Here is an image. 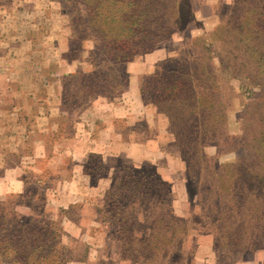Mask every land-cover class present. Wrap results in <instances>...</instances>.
I'll use <instances>...</instances> for the list:
<instances>
[{
	"label": "rangeland",
	"instance_id": "obj_1",
	"mask_svg": "<svg viewBox=\"0 0 264 264\" xmlns=\"http://www.w3.org/2000/svg\"><path fill=\"white\" fill-rule=\"evenodd\" d=\"M204 1L209 3L189 0L199 8V18L195 14L194 23L183 28L194 41L191 53L175 50L170 58L179 61H161L148 96L140 88L144 102L156 110L149 128L145 115L113 113L130 90L131 61L111 71L126 90L67 104L64 82L75 89L89 83L83 75L72 82L67 76L87 74L106 60L86 6L0 0V215L44 216L58 223L71 257L66 264H264V62L255 59L246 40L252 2L223 0L236 2L243 27L224 22L212 33L224 13L220 0ZM175 27L160 33L158 47L174 45L169 39ZM241 30L244 39L234 34ZM189 56L196 62L186 64ZM184 73L192 87L207 86L211 93L200 100L196 95L193 108L182 106L181 126L174 131L154 97L161 98ZM107 128L113 136L104 135ZM87 139L104 151L82 152ZM120 139L139 143L140 153L119 154L110 142ZM101 163L104 173L96 177ZM136 181L145 187L139 212L122 221L123 213L106 218L101 212L111 209L106 191L121 183L132 190ZM148 193H167L162 209ZM0 264L11 263L0 258Z\"/></svg>",
	"mask_w": 264,
	"mask_h": 264
},
{
	"label": "trees",
	"instance_id": "obj_2",
	"mask_svg": "<svg viewBox=\"0 0 264 264\" xmlns=\"http://www.w3.org/2000/svg\"><path fill=\"white\" fill-rule=\"evenodd\" d=\"M69 1H72L73 7L75 8H79L81 5L86 6L88 21L98 33L102 49L106 55L105 62L94 65L93 71L87 74L75 72L67 76V79H70L71 82L78 75H83L89 79V83L82 84L79 89H75L73 86H69L68 83L64 82L65 99L69 105H73V99L79 101V99L92 98L97 95L120 94L124 91L125 85L123 86L119 82L118 76L113 78L112 72L114 70L118 73V68L134 60L137 55L150 52L157 48L158 41L161 38L160 33L167 35L168 27L176 26L174 30L178 31L195 21V8L191 6L192 4L189 0ZM197 1L199 5L202 2V5L205 4L204 0ZM245 1L247 0H243V2ZM250 1L252 2L253 15L249 20L253 24L251 34L248 33L246 35V40L247 42H251L248 43L250 48H255V51L251 52L255 56V59L264 62V48H261L264 47V0ZM225 6L227 10L223 12ZM219 7L220 12L224 13V17L212 33L218 32L223 27L224 22L226 24H229L230 21L238 22V30L243 27L242 24L244 21L239 18L238 20L236 19V2L226 5L223 0H220ZM225 34H228V32L221 33L220 35L223 38ZM234 34L235 36L240 35V39H244L243 35H245V31L241 30ZM194 40L196 41V39ZM258 43L261 44L260 47ZM193 44L194 41L192 42L191 49ZM207 45L209 44L207 43ZM191 49L189 53H191ZM177 61H179L177 58L166 60V62L176 63ZM194 62H196L194 56H189L185 61L189 65ZM163 63H158L159 68L153 75L143 77L141 82L143 96H148L146 92L150 91V79L161 73L160 66ZM189 70L191 71L193 68L190 67ZM100 72H104L106 75L100 76ZM98 76L100 77L97 81ZM179 76L181 77L175 79L176 83L174 85L164 89L160 96L161 98L154 97L159 112L164 113L169 118L174 131L181 126L178 117L179 110L182 106L188 109L193 108L196 95L197 100H200V97L208 98L211 93L209 92L210 88H207V86L192 87L188 79H183V76H188V73L179 74ZM91 156L99 157L96 154H87L86 157ZM99 169L101 172L95 175L96 177H100L104 173L105 167L102 163ZM163 184L165 186L167 185V183ZM129 186L132 190H129L128 187L121 183L116 188L106 191L107 195L111 196V209L108 211L101 209V212H103L106 218L109 213L111 215L110 219L113 216L116 217V215L123 213L120 217L122 221L131 218L128 217L129 215L139 212L136 207L138 198L140 197L139 192L141 188L144 189L145 187L143 182L139 181ZM149 195L154 204L162 209L163 207L160 206H163L166 202L167 193L159 194L157 197L151 194ZM129 210L130 212L127 214ZM57 224L52 220L46 219L44 216L19 217L16 214L0 215V258L8 260L11 264H66L71 257L68 253L67 245L65 246L61 243L63 231ZM114 224H118V222L114 221ZM123 228L126 229V227Z\"/></svg>",
	"mask_w": 264,
	"mask_h": 264
},
{
	"label": "crops",
	"instance_id": "obj_3",
	"mask_svg": "<svg viewBox=\"0 0 264 264\" xmlns=\"http://www.w3.org/2000/svg\"><path fill=\"white\" fill-rule=\"evenodd\" d=\"M208 3H209L208 1L205 2L206 5ZM198 12L199 9L195 8L196 15L198 14ZM196 17H198V15ZM190 38L187 37L184 29L178 30L176 31V33H173L169 39L170 42H174V45L172 47H166V46L157 47L154 50L145 53L138 60L131 61L127 66V71L129 73L127 84L130 87V90L125 91V93H123L121 97L122 101L120 102L119 105L114 104L113 113H115V111H118V114L115 115H121L123 117L133 118V119L139 118V116L141 115H145L147 118L148 127L152 128L153 126L151 120L152 119L154 120V117L152 116L150 117V113L153 112L156 113V110L153 106L147 105L141 96L140 88H141V82L143 80V76L146 73L153 72L155 65L157 63L166 59H170V57H175L174 56L175 50H180L182 48H188V50H190L192 46V41ZM126 93H129L130 95ZM129 96L132 97L129 98ZM107 130H109V133L105 132L104 135L111 134V136H113L111 130L108 128ZM79 135L80 133L78 132V136ZM88 140L89 139H87L86 142H84L83 144L84 149L82 152L104 151L105 146H102V144H97L94 141H88ZM110 144L115 145L119 151V154L127 158L128 157L135 158L136 154H139L141 151V149L139 150V147H141L139 143H133V142L130 143L123 140L117 143L110 142Z\"/></svg>",
	"mask_w": 264,
	"mask_h": 264
}]
</instances>
